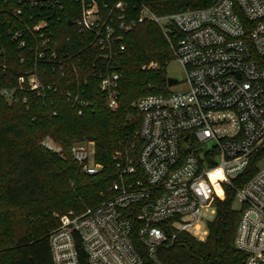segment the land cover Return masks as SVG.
<instances>
[{
	"label": "built area",
	"instance_id": "built-area-1",
	"mask_svg": "<svg viewBox=\"0 0 264 264\" xmlns=\"http://www.w3.org/2000/svg\"><path fill=\"white\" fill-rule=\"evenodd\" d=\"M75 1L78 13L70 24L88 36V46L96 51L99 89L109 108L120 104L115 63L125 49L124 34L146 20L162 29L175 58L186 68L189 87L178 90L168 83V92L138 98L142 146L137 161L123 164L117 158L123 173L109 184V194L81 212L61 217L49 234L54 264H80L78 240L90 264H170L159 259L160 245L173 243L183 231L204 240L208 214L215 216L217 211L216 200L226 197V186L249 170L254 154L264 145V0H216L207 7L164 15L145 2ZM18 2L20 6L12 10L23 24L14 31L18 47H25L29 36L35 42L36 62L52 65L62 76L78 74L75 56L60 49L57 40L52 47L51 26L61 20L65 0ZM25 58L22 55L21 61ZM142 68L159 65L152 61ZM46 72L36 65L19 76L18 87L3 92L29 90L45 98L53 87L42 79ZM67 95L74 105L84 103L79 93ZM42 145L62 150L50 136ZM72 154L86 174L101 172L94 141L76 142ZM260 163L236 187L241 215L235 243L247 253L242 264H264ZM217 170L221 174L215 176Z\"/></svg>",
	"mask_w": 264,
	"mask_h": 264
},
{
	"label": "trees",
	"instance_id": "trees-1",
	"mask_svg": "<svg viewBox=\"0 0 264 264\" xmlns=\"http://www.w3.org/2000/svg\"><path fill=\"white\" fill-rule=\"evenodd\" d=\"M127 1L136 5L145 2L164 15L207 7L216 0ZM65 4L61 20L51 26L52 44L57 40L60 49L75 56L78 74L71 71L62 76L52 70V65L36 62L31 37L26 36L25 47H18L14 31L23 24L12 10L20 3L0 0V264H54L49 234L60 224L56 214L70 209L81 212L109 194V184L123 173L117 158L123 164L128 159L136 162L142 146L140 117L133 102L143 95L169 90L164 68L175 56L159 25L146 20L124 34L125 49L118 53L115 63L120 73V104L115 110L109 108L99 89L96 51L88 46V36L70 24L78 13V4L75 0H65ZM22 55L26 57L23 62ZM152 61H157L159 68H142ZM36 65L47 69L42 79L53 84L45 98L29 90L3 92L18 87L19 76ZM68 91L79 93L84 103L74 105ZM47 136L61 146V152L42 145ZM80 141L95 142L96 160L103 165L101 172L90 175L82 171L72 154L73 145ZM263 157L264 145L254 154L249 170L235 179L234 185L226 186V197L216 200L217 211L207 223L206 238L200 240L189 231L180 232L173 243L160 245L158 257L162 262L242 264L247 253L235 243L241 215L236 187L256 172V164ZM220 174L215 171V176ZM138 176H142L140 170ZM78 253L80 264H90L80 240Z\"/></svg>",
	"mask_w": 264,
	"mask_h": 264
},
{
	"label": "rangeland",
	"instance_id": "rangeland-1",
	"mask_svg": "<svg viewBox=\"0 0 264 264\" xmlns=\"http://www.w3.org/2000/svg\"><path fill=\"white\" fill-rule=\"evenodd\" d=\"M168 42H169V40H168ZM172 42L175 43L176 39H172ZM169 44H170V42H169ZM174 56H175V54H174ZM155 62H157V61H155ZM164 70H165V72H166V74L168 76H171V77H174V78L178 79V82L171 86L173 89L180 90V89H186V88L189 87L188 77H187V73H186V68L178 59L174 58L172 61H170L168 64H166ZM137 100H138V98L133 102V106L134 107H135V103H136ZM260 160H261L260 166H264V157L262 159H260ZM260 160L257 163H259ZM236 205L239 206V203L236 202ZM69 211L77 212L74 209H70ZM69 211H67L66 213H68ZM66 213H64V214H56V215H58V218L60 220L61 217L63 215H65ZM208 216L210 217V218H208V220L214 218V215H212V214H208Z\"/></svg>",
	"mask_w": 264,
	"mask_h": 264
},
{
	"label": "water",
	"instance_id": "water-1",
	"mask_svg": "<svg viewBox=\"0 0 264 264\" xmlns=\"http://www.w3.org/2000/svg\"><path fill=\"white\" fill-rule=\"evenodd\" d=\"M167 26L170 27V28H172V27H173V24L170 23V24H168ZM177 81H178V79H176V78H174V77H171V76L168 77V83H169L170 85L176 83Z\"/></svg>",
	"mask_w": 264,
	"mask_h": 264
},
{
	"label": "bare ground",
	"instance_id": "bare-ground-1",
	"mask_svg": "<svg viewBox=\"0 0 264 264\" xmlns=\"http://www.w3.org/2000/svg\"><path fill=\"white\" fill-rule=\"evenodd\" d=\"M218 172H220V170H217Z\"/></svg>",
	"mask_w": 264,
	"mask_h": 264
}]
</instances>
